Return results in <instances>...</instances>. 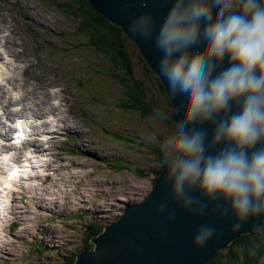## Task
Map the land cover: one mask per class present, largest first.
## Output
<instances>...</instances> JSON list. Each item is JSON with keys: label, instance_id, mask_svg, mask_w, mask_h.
<instances>
[{"label": "rangeland", "instance_id": "374dc122", "mask_svg": "<svg viewBox=\"0 0 264 264\" xmlns=\"http://www.w3.org/2000/svg\"><path fill=\"white\" fill-rule=\"evenodd\" d=\"M128 48L135 76L152 92L153 81L142 68L139 51L131 44ZM0 57L11 70L2 74L5 80L0 86L9 89L14 100L20 99L25 87L29 92L24 103L31 106L42 100L45 90L52 96L41 106H57L58 117L84 135L78 141L71 131L49 140L52 151L44 157L59 170L47 168L44 174L49 180L31 181L13 195L10 212L23 214L17 218L9 212L0 231V264H61L64 256L84 250L89 223L106 225L122 214L125 204L140 202L149 193L153 176L141 177L133 170L146 172L156 164L147 145L164 150L177 138V124L153 123L151 115L125 110L120 105L122 86L111 64L48 0H0ZM62 158L70 161L55 163ZM5 175L0 173L1 184ZM32 182L43 185L30 189ZM40 197L50 210L36 207Z\"/></svg>", "mask_w": 264, "mask_h": 264}, {"label": "clouds", "instance_id": "9594fccd", "mask_svg": "<svg viewBox=\"0 0 264 264\" xmlns=\"http://www.w3.org/2000/svg\"><path fill=\"white\" fill-rule=\"evenodd\" d=\"M127 30L154 43L169 96L183 97L177 138L164 148L173 202L203 214L207 205L194 193L221 201L226 207L213 211L230 212L234 232L264 216V0H174L158 30L148 13ZM174 113L162 105L149 120L165 123ZM205 125L212 126L210 142ZM215 234L203 225L193 243L202 247Z\"/></svg>", "mask_w": 264, "mask_h": 264}, {"label": "water", "instance_id": "95a60500", "mask_svg": "<svg viewBox=\"0 0 264 264\" xmlns=\"http://www.w3.org/2000/svg\"><path fill=\"white\" fill-rule=\"evenodd\" d=\"M89 5L112 25L120 28L135 44L150 71L164 86L170 101V115L174 123L182 122L183 97L171 98L167 82L158 75L161 53L154 43L134 38L128 29L129 22L141 14H151L156 29L163 22L174 0H87ZM202 47L196 45L193 48ZM227 66V60L221 68ZM218 69L217 71H219ZM170 112V113H171ZM199 127V125H197ZM207 129L211 141L212 126ZM192 129L190 128L189 131ZM168 168L155 178L149 193L137 203L125 204L122 214L104 225L102 231L90 239L92 247L76 253L73 264H206L213 255L228 247L241 235L250 234L264 222V216L250 218L238 232L232 231L235 218L214 208L226 207L221 201L207 202L202 194L194 193L207 205L203 214L193 213L175 204L171 197V185L164 177ZM161 204H167L165 212L158 214ZM169 213L172 218L169 219ZM216 229V234L202 247L193 239L201 226Z\"/></svg>", "mask_w": 264, "mask_h": 264}, {"label": "trees", "instance_id": "16d2710c", "mask_svg": "<svg viewBox=\"0 0 264 264\" xmlns=\"http://www.w3.org/2000/svg\"><path fill=\"white\" fill-rule=\"evenodd\" d=\"M48 1L71 18L75 24V31L82 33L88 43L111 64L113 76L122 86L123 103L120 105L125 110L137 111L142 117H148L155 108L163 105L171 112L170 101L164 86L150 71L135 44L120 28L99 15L87 0ZM130 44L134 46L141 61L145 64L142 68L146 76L153 81L151 87L153 90L150 89L152 92H147L144 82L135 76L128 48ZM169 122H173L171 117L167 123ZM147 148L154 156L156 164L146 172L141 169L133 171L141 177L152 175V182H154L159 173L168 168V165L165 162L163 149L154 144H148ZM103 227L102 224L92 222L86 226L84 249L92 247L90 239L98 235ZM75 255L64 256L61 264H73ZM206 264H264V222L250 234L241 235L228 247L218 250Z\"/></svg>", "mask_w": 264, "mask_h": 264}, {"label": "bare ground", "instance_id": "6f19581e", "mask_svg": "<svg viewBox=\"0 0 264 264\" xmlns=\"http://www.w3.org/2000/svg\"><path fill=\"white\" fill-rule=\"evenodd\" d=\"M0 64H3L0 62ZM48 99V98H47ZM63 101V100H62ZM14 102V100H12V98L10 97V95L2 88V86H0V107L1 108H4V111H3V115L6 117V119H10V117H12L13 115H15L14 112H12L10 109H9V106L12 105ZM37 105V109L38 111H32L31 115L32 117L36 118V119H39L40 120V123L38 126H35L34 127V130H35V140L32 141L30 144H29V147L32 148V151L30 152V154L26 155L24 154L22 151H17L15 152V156H14V161L15 162H20L21 160L23 161H27V164L26 166H28L26 168V170L23 168L24 166H18L20 170H16L17 172H20V174H18V180L21 182V183H25V182H30L31 181H41V180H49L51 177L49 176V174H44V171L47 169V168H52L54 169L55 171L56 170H59V168H54L52 166V161L48 160V159H45L46 157H44L46 155V153L48 154V147L47 148H42V145L43 144H47L49 142V140H45V142H42V143H38L37 142V138L40 136L41 133H44L48 128H57L58 129V126H59V123H62V126H63V129L66 131V132H71V131H74V133H76V138L77 140L81 141L82 138L84 137L83 133L80 134L79 132H76L77 131V127L74 125V126H70L67 124V122L64 120L63 117H55L54 116V123H52L51 121H48L47 119H45L46 115L48 113H54L56 111V109L54 107H51L48 111L47 110H44L43 108H39V105ZM48 105V104H47ZM24 114H26V112L24 111L23 112ZM87 115V114H86ZM89 116V115H88ZM21 118V117H20ZM70 120V119H69ZM7 125H4L3 123H1L0 121V138H4L6 139L8 137V132L10 131V128H6ZM76 130V131H75ZM47 138V137H45ZM53 138V137H52ZM52 140V139H51ZM4 146L3 145H0V156L4 150ZM24 158V159H23ZM49 158V157H48ZM59 159V158H58ZM58 159L55 161L56 162H59V163H62V162H66V161H70V160H67V159H64L62 158L60 161H58ZM77 162H75L76 164ZM79 163V162H78ZM73 164V163H72ZM5 165H8L7 163L5 164H2L0 163V172L4 173V169H3V166ZM74 165V164H73ZM60 167V165H58ZM66 166V164H65ZM77 166V165H76ZM74 165V167H76ZM69 173H74V171H71ZM72 175V174H71ZM13 177V176H12ZM71 177V176H69ZM73 178V177H72ZM5 182L7 183L6 186L9 187V188H13V186H15L13 183H11V180L8 178L5 180ZM36 183H33L32 182V185L33 187H29L28 188H34V186H37L35 185ZM43 185L40 184V186H37L38 188H41V186ZM58 186V185H57ZM48 187V186H47ZM50 189V188H48ZM57 189V188H56ZM39 190V189H38ZM0 191L4 192V196H7L8 194V191H5L4 188H1ZM51 191V190H50ZM28 193H32V191H28ZM36 193V192H35ZM24 194V193H23ZM29 194V196H30ZM33 194V193H32ZM27 195V194H26ZM4 196H1L0 195V198H4ZM39 196V195H38ZM55 206V205H54ZM36 207L40 208L41 210H50L49 208H47V204H44L43 203V197H40L38 198L37 200V203H36ZM11 215H14V211L12 210L11 212ZM17 218H19L23 212H18V213H15ZM23 223V219H20ZM20 222V221H19ZM24 224V223H23ZM27 227V226H26ZM2 230V224L0 223V231Z\"/></svg>", "mask_w": 264, "mask_h": 264}]
</instances>
